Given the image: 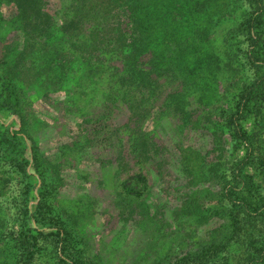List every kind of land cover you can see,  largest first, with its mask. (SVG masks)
I'll use <instances>...</instances> for the list:
<instances>
[{
    "label": "rangeland",
    "instance_id": "obj_1",
    "mask_svg": "<svg viewBox=\"0 0 264 264\" xmlns=\"http://www.w3.org/2000/svg\"><path fill=\"white\" fill-rule=\"evenodd\" d=\"M69 4L70 0H44L41 5L52 19L49 38L56 37L62 15L58 8ZM1 16L0 91L6 87L4 98H14L22 123L16 115L0 116V123L11 131L23 130L20 136L33 154L27 170L34 175L29 186L0 151V264H26L19 251L24 246L20 234L27 231L22 198L29 192L33 211L39 202L44 215L62 230L54 237L31 234L35 240L30 264H126L125 259L127 264H153V260L181 264L207 236L203 229L199 234L169 237L167 227L175 229V209L191 196L207 204L206 210L216 209L211 201L222 194L220 178L227 175L231 160L243 154L233 150L226 132L221 133L226 131L224 121L199 120L206 109L181 92V85L171 77L158 80L151 97L144 94L142 108L146 100L149 110L111 105L103 94L77 88L76 74L57 93L44 96L22 80L24 72L20 79L16 75V66L29 64L30 50L24 21L11 0H3ZM232 42L245 63V38L236 36ZM42 46L35 48L40 54ZM72 57L80 66L81 58ZM262 120L264 140V114ZM257 182L264 196V172ZM138 190L140 195L133 199L132 192ZM206 216L211 226L216 223L218 214L214 219ZM147 217H154L151 225L163 232L154 234L158 240L150 250L137 246ZM250 227L254 236L258 231L264 234V223ZM180 236H187L184 243ZM171 239L178 246L162 245ZM240 242L237 254L226 257L228 264H243L244 238ZM227 261L215 258L211 264Z\"/></svg>",
    "mask_w": 264,
    "mask_h": 264
},
{
    "label": "trees",
    "instance_id": "obj_2",
    "mask_svg": "<svg viewBox=\"0 0 264 264\" xmlns=\"http://www.w3.org/2000/svg\"><path fill=\"white\" fill-rule=\"evenodd\" d=\"M11 1L24 21L30 50L29 64L16 66V75L20 79L24 72L22 80L27 79L44 96L57 93L76 74L77 88L103 94L111 105L149 110L146 100L142 108L144 94L151 97L157 81L171 77L181 85V92L206 109L199 120L224 121L226 131L221 133L226 132L233 150L243 154L231 160L227 175L220 178L222 194L211 201L217 208L206 210L204 202L186 197L175 209V229L167 227L169 237L199 234L203 229L206 233L207 239L195 245L181 264H211L215 258L227 261L226 257L237 254L241 238L245 241L243 264H264V234L258 231L254 236L250 227L264 223V196L257 182L264 172V0H70L68 7L58 8L62 15L55 38L48 37L52 19L41 7L44 0ZM236 36L245 38V63L233 48ZM40 44L41 54L35 49ZM67 51L81 58L80 66ZM5 90L0 91V116L16 115L22 123L20 107L14 98H4ZM22 133L0 123V151L30 186L34 174L27 168L33 154ZM138 191L132 192L133 199L140 195ZM32 197L29 192L22 198L27 231L20 234L24 246L19 252L26 264L31 262L35 240L31 234L46 238L62 232L56 220L51 223L53 218L44 215L39 202L33 211ZM207 214L212 218L218 214L214 225ZM154 219L147 217L142 224L140 248L150 250L158 240L154 234L163 235L151 225ZM186 237L179 239L184 243ZM178 243L171 239L162 245L174 248Z\"/></svg>",
    "mask_w": 264,
    "mask_h": 264
}]
</instances>
